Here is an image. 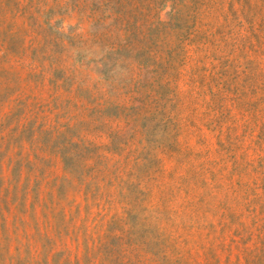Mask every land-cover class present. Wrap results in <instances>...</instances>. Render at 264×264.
I'll list each match as a JSON object with an SVG mask.
<instances>
[{"label":"rangeland","instance_id":"obj_1","mask_svg":"<svg viewBox=\"0 0 264 264\" xmlns=\"http://www.w3.org/2000/svg\"><path fill=\"white\" fill-rule=\"evenodd\" d=\"M0 264H264V0H0Z\"/></svg>","mask_w":264,"mask_h":264}]
</instances>
